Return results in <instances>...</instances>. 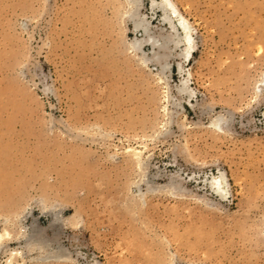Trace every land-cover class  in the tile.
Wrapping results in <instances>:
<instances>
[{
    "label": "rangeland",
    "instance_id": "obj_1",
    "mask_svg": "<svg viewBox=\"0 0 264 264\" xmlns=\"http://www.w3.org/2000/svg\"><path fill=\"white\" fill-rule=\"evenodd\" d=\"M163 1L0 0V264H264V0Z\"/></svg>",
    "mask_w": 264,
    "mask_h": 264
},
{
    "label": "bare ground",
    "instance_id": "obj_2",
    "mask_svg": "<svg viewBox=\"0 0 264 264\" xmlns=\"http://www.w3.org/2000/svg\"><path fill=\"white\" fill-rule=\"evenodd\" d=\"M128 1V0H127ZM135 2V0H129V4H133ZM163 5H161L163 7V10L165 12H168L170 11V14H166L165 15V19H171L172 16L173 17H176L178 19V22L184 32V38H185V42H186V56H189L190 55V51L192 50V34H191V26L189 25V23L184 19V17H182V15L180 14V12L178 11V9L176 8V6L170 1V0H164L163 2ZM131 7V6H130ZM133 8V7H132ZM131 8V10H132ZM130 13V12H129ZM132 14H134L132 12ZM131 14V15H132ZM129 15V14H128ZM130 15V16H131ZM136 16V15H135ZM133 18V16H131ZM164 17V16H163ZM140 25L141 26V23L140 22H136V26ZM144 25V24H143ZM177 34V33H176ZM172 35V34H171ZM175 35V34H174ZM171 37V36H170ZM180 39V38H179ZM148 40V39H147ZM180 42V41H179ZM154 43V41H153ZM165 43V42H164ZM177 43V42H176ZM174 44V43H173ZM132 45L135 47V48H140V42L138 41H135L132 43ZM157 45V44H156ZM164 45V44H163ZM155 46V45H154ZM167 46V44L165 45V47ZM133 47V48H134ZM163 46L160 45V48H162ZM164 48V47H163ZM160 57V56H159ZM157 55L156 56H153V59H156L157 61H162V57L159 58ZM161 64V63H160ZM165 65V64H164ZM164 65L162 67H164ZM181 66V65H180ZM182 68V67H181ZM179 91L180 92H187L189 91V87H188V84H187V80H184L182 82V85L180 86L179 88ZM222 121V118L221 117H216V118H213L211 120V125H213L214 127H218L220 126V123ZM129 148V147H128ZM127 148V149H128ZM132 148V147H131ZM130 157L134 160L135 164L140 167L143 162H142V155H141V151L139 150H132V152L130 153ZM144 159V158H143ZM134 165V163H133ZM144 168V167H142ZM138 170V169H137ZM143 172V171H142ZM141 177V176H140ZM140 180V179H139ZM138 182V181H137ZM135 184V183H134ZM211 185V188L213 189V191L219 195L223 194L225 191H226V183H225V177L224 175L221 173L219 176L217 177H213L212 180L210 181L209 183ZM141 192V191H140ZM131 194V193H130ZM143 193L139 196V198H142L143 197ZM134 196V195H133ZM138 197V196H137ZM134 198V197H133ZM141 200V199H140ZM10 221V220H9ZM7 222V221H6ZM12 223V222H11ZM9 224V223H8ZM6 225V224H5ZM12 225V224H11ZM4 229V228H3ZM11 236V231H9L7 228H5L2 232H0V242L6 238V237H9ZM16 237V236H15ZM33 246V245H32ZM31 247V246H30ZM34 248V247H32ZM32 250V249H30ZM18 252V251H16ZM18 254V253H16ZM9 259V258H8ZM18 262V261H17ZM8 264H16V263H13L11 260L9 261Z\"/></svg>",
    "mask_w": 264,
    "mask_h": 264
}]
</instances>
